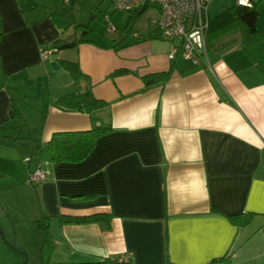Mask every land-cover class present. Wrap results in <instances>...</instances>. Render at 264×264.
<instances>
[{"label":"crops","instance_id":"0c3cea01","mask_svg":"<svg viewBox=\"0 0 264 264\" xmlns=\"http://www.w3.org/2000/svg\"><path fill=\"white\" fill-rule=\"evenodd\" d=\"M35 6L0 0L1 72L8 80L0 83V135L9 147L0 149V264L8 262L11 246L34 249L41 264L43 214L50 218L53 262L118 257L133 264H264L260 11L262 38L246 44L240 31L220 36L207 46L210 67L169 58L171 42L153 37L148 26L112 40L53 48L57 37H77L69 38L47 13L31 15ZM41 48L55 58L41 62ZM60 59L79 62L85 76L78 85H90L106 102L93 115L112 127L75 162H54L47 146L55 132L92 127L89 113L53 104L74 90ZM26 70L43 82L36 94L19 83ZM119 70L125 72L115 74ZM163 71H171L167 80L145 86L143 76ZM12 76L17 84L10 85ZM13 104L23 121L12 116ZM33 142L39 145L36 168L46 173L35 184L29 181L36 169ZM247 211L255 214L245 226L228 217ZM105 214L108 222L61 220ZM25 215L31 219L28 240Z\"/></svg>","mask_w":264,"mask_h":264},{"label":"trees","instance_id":"16d2710c","mask_svg":"<svg viewBox=\"0 0 264 264\" xmlns=\"http://www.w3.org/2000/svg\"><path fill=\"white\" fill-rule=\"evenodd\" d=\"M75 3L78 0H61ZM262 0H249L248 3H238L234 0L233 4L224 10L220 11L214 16H209V28L206 33L207 46L220 36L228 32L239 30L242 35V40L246 44L257 42L262 38L261 32L258 28L259 11L258 4ZM148 8L147 5L139 9L130 11V16L124 31H130L133 24L137 21L144 11ZM57 26L63 30L64 22L59 18L57 13L51 14ZM88 26V25H84ZM89 27V26H88ZM90 28V27H89ZM92 29H84L83 33L72 41H66L60 37L55 38L51 42L53 48H67L74 47L81 41H91L89 38H84L83 34ZM153 37H159L158 33L150 31ZM139 36V35H138ZM60 64L68 71L73 78L74 90L71 93L57 97L53 104L63 110L68 111H83L91 115L92 127L87 130H68L55 132L47 143L51 159L54 162L62 161H80L85 159L95 146L96 140L99 136L112 130V127L98 124V119L93 115V111L106 104L104 100L98 99L94 96L90 85L81 87L77 81L81 76H85L80 69L78 61L67 59H60ZM125 72L124 70L116 71V73ZM171 71H163L150 73L143 76L145 86L148 87L170 77ZM12 116L23 118L19 110L14 106L12 108ZM33 139L31 138H28ZM36 141V139H34ZM34 143V142H33ZM32 156V151L29 153ZM254 212L247 211L236 214H230L228 217L237 226L248 225L253 217ZM63 222H90L96 220L109 221L108 215H92L88 217H62ZM39 232L42 241L41 248V264H133L129 259H121L118 257L92 258L79 262H53L52 253L54 249L53 239L50 232V218L43 214L38 220ZM264 231V225L262 226ZM0 238H3L0 232ZM226 257V256H225ZM224 257V259H225Z\"/></svg>","mask_w":264,"mask_h":264},{"label":"rangeland","instance_id":"374dc122","mask_svg":"<svg viewBox=\"0 0 264 264\" xmlns=\"http://www.w3.org/2000/svg\"><path fill=\"white\" fill-rule=\"evenodd\" d=\"M26 1V0H25ZM30 4L34 3L35 12L31 15H51L52 13H57L59 18L62 19L64 22V32L68 35L69 38L73 37H79L81 33H83L84 29H92L88 32L83 34L84 38H95L98 39V41H107L112 40L113 36L116 35V37H119L120 35L123 36L124 34V28L128 23L130 11L122 10V9H115L113 0H78L75 3L69 2V1H61V0H28ZM233 0H211L210 3V14L216 15L219 11L222 9L228 7ZM38 4V5H37ZM28 13L31 11L27 10ZM259 11L260 14H262V21L264 19V2H261L259 5ZM109 16L111 19V22L117 27L116 32L109 33L108 27H107V20L106 16ZM157 16V11L152 6L148 7L142 16L134 22L132 31H144L145 27L148 26L149 20L153 17ZM1 24V23H0ZM84 25H88L87 27ZM1 30V27H0ZM239 32V30L232 31L228 33V36L231 34H235ZM39 60L41 62H46L50 58H55L54 54H50L48 58L45 60H42L41 53L39 50ZM30 70V69H29ZM29 70L25 71L24 75H21L19 83H22V86L28 87L27 92L29 95H33L32 93L36 94L38 91H35V87L40 83V86H43V82H40V79L36 78V74L33 75L32 72ZM12 76L11 81L9 82L10 85L17 84V79H14ZM54 81V80H53ZM4 82L7 83L8 80L3 76L1 72V60H0V83ZM48 83V78H47ZM35 85L34 87L32 86ZM40 95V93H39ZM36 96V95H34ZM16 101H19L17 99V95L15 94ZM40 99L38 98V101ZM12 124L13 121H12ZM18 124H20L18 122ZM21 125V124H20ZM6 126H3L2 128H5ZM0 134H4L1 132ZM8 139H4L0 135V149L5 153L7 151L8 142H6ZM11 146H14L12 144V141L9 143ZM23 216V215H22ZM27 217V218H26ZM25 226L23 227V232H25V239H29V233L31 231V219L29 216L25 215ZM10 231V228H9ZM11 234V233H10ZM11 251L8 259V264H11V261H15L13 264H37L38 263V257L35 256V252L33 250H30V252H21L14 250L11 246ZM21 257V261L17 262V258ZM6 263V264H7ZM39 264V263H38Z\"/></svg>","mask_w":264,"mask_h":264},{"label":"built area","instance_id":"2783aa9c","mask_svg":"<svg viewBox=\"0 0 264 264\" xmlns=\"http://www.w3.org/2000/svg\"><path fill=\"white\" fill-rule=\"evenodd\" d=\"M247 0L246 3H248ZM115 9L133 11L144 5L152 6L157 16L148 23L150 31L171 42L169 58L178 57L190 60L194 64L211 67L208 57L206 33L209 28V7L211 0H113ZM241 3V0H238ZM245 4V3H244ZM109 33L117 27L106 16ZM42 60L51 54L50 49H40ZM30 158L27 157L28 161ZM46 178L41 168H36L29 175L31 183H38Z\"/></svg>","mask_w":264,"mask_h":264},{"label":"water","instance_id":"95a60500","mask_svg":"<svg viewBox=\"0 0 264 264\" xmlns=\"http://www.w3.org/2000/svg\"><path fill=\"white\" fill-rule=\"evenodd\" d=\"M29 147L32 151V159H31V169L34 170L37 167V161H38V151H39V145H35L34 143H29ZM0 232L3 236V232L0 228Z\"/></svg>","mask_w":264,"mask_h":264},{"label":"snow or ice","instance_id":"6c2138e0","mask_svg":"<svg viewBox=\"0 0 264 264\" xmlns=\"http://www.w3.org/2000/svg\"><path fill=\"white\" fill-rule=\"evenodd\" d=\"M247 2V0H241V3H246Z\"/></svg>","mask_w":264,"mask_h":264}]
</instances>
